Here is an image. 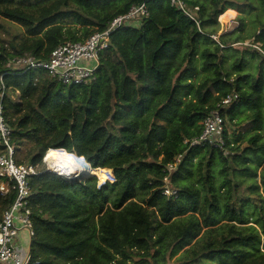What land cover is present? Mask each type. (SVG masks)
<instances>
[{
    "label": "trees",
    "instance_id": "trees-1",
    "mask_svg": "<svg viewBox=\"0 0 264 264\" xmlns=\"http://www.w3.org/2000/svg\"><path fill=\"white\" fill-rule=\"evenodd\" d=\"M184 1L198 6V24L171 0H0V16L24 29L0 38V100L16 151L25 150L17 163L52 151L58 163L114 176L98 187L95 175L44 168L29 178L30 264H264V23L249 45L235 31L215 40L218 16L241 5ZM142 3L147 16L111 32L85 83L8 65L17 55L46 59ZM241 46L259 57L256 75L244 56L224 70L223 51ZM231 92L223 146L191 144ZM166 176L175 196L163 194ZM12 199L0 192V221Z\"/></svg>",
    "mask_w": 264,
    "mask_h": 264
},
{
    "label": "built area",
    "instance_id": "built-area-1",
    "mask_svg": "<svg viewBox=\"0 0 264 264\" xmlns=\"http://www.w3.org/2000/svg\"><path fill=\"white\" fill-rule=\"evenodd\" d=\"M171 4L181 10L198 24V6L189 7L184 0H171ZM147 16L145 4L132 6L123 15L115 17L103 31L91 34L83 41L64 42L55 47L46 59L30 54L17 55L9 59L8 65L18 69H42L46 74L64 85L85 83L93 76L98 63V54L108 47L110 34L122 24ZM0 98L5 87L0 76ZM237 94L231 92L216 104L203 120L201 135L191 144H210L223 146L225 119L220 109L236 100ZM16 146L12 141L11 128L4 117V107L0 100V192L2 195L13 194L12 203L3 211L0 221V264H30V241L33 235L28 199L31 189L28 180L41 172L39 164L30 161L17 163ZM169 170L174 165L169 164ZM45 171L50 169L44 168ZM53 171V170H52ZM58 173V172H57ZM163 194L175 196L176 191L169 186L168 176L164 177Z\"/></svg>",
    "mask_w": 264,
    "mask_h": 264
},
{
    "label": "rangeland",
    "instance_id": "rangeland-1",
    "mask_svg": "<svg viewBox=\"0 0 264 264\" xmlns=\"http://www.w3.org/2000/svg\"><path fill=\"white\" fill-rule=\"evenodd\" d=\"M236 4H240L243 12H239V10L235 9H227L224 13H222L220 16H218V31L215 35H212V37L215 40H218L219 37L224 34L228 33L231 31H235L237 35L241 39H245L244 41L241 42L243 45H249L250 42H252L254 34L256 33L257 29L260 27L261 23H264V11L262 12L261 5L259 4L258 0H234ZM253 3L257 5V9L254 10L253 12L248 11V7L244 4H249ZM239 17L243 18V25L242 28L238 30V25L240 24V21L238 20ZM24 32V29L17 23L9 21L8 19H5L0 16V38L3 40H12V38L16 35H21ZM0 39V44L2 43ZM244 47H239L238 51H233L232 49H226L223 51V53L226 56V63L224 66V70H230L231 62L235 58H240L242 56L245 57L247 63H248V68L244 71H249L252 72L253 74L256 75L257 73V65L259 62V57L257 55H254L252 51L248 52H243ZM15 96V95H13ZM239 118L242 119V123L239 125L240 130H244L247 128L250 123L248 121H244V114L241 113L239 115ZM227 136L230 140L233 139V127H228L227 130ZM245 144V141L242 142V145ZM24 149H21L20 151L17 152L16 158H23L24 156ZM51 152V151H50ZM46 156V155H45ZM45 158L40 162L39 161V167L42 168H47V164L45 163ZM85 161V160H84ZM64 163V162H63ZM88 166H90L88 164ZM95 173V172H94ZM84 176V177H83ZM95 176L97 178V187L102 185L104 182L109 181L112 182L114 181V176L112 173V170H106L105 172L102 173V171L96 170ZM85 174L82 175V178H77L79 180H82L85 178ZM174 259L171 258V260L168 261V264H173Z\"/></svg>",
    "mask_w": 264,
    "mask_h": 264
},
{
    "label": "bare ground",
    "instance_id": "bare-ground-1",
    "mask_svg": "<svg viewBox=\"0 0 264 264\" xmlns=\"http://www.w3.org/2000/svg\"><path fill=\"white\" fill-rule=\"evenodd\" d=\"M44 158H45L44 161L48 165V168L50 170L58 172L59 174L67 175L70 178H81L83 174L87 176L96 173V172L94 173L93 171L89 172L85 168H82L80 165L76 163L75 159H73L70 162L58 163L56 161L57 159L56 155L52 151L51 152L47 151L46 156Z\"/></svg>",
    "mask_w": 264,
    "mask_h": 264
},
{
    "label": "water",
    "instance_id": "water-1",
    "mask_svg": "<svg viewBox=\"0 0 264 264\" xmlns=\"http://www.w3.org/2000/svg\"><path fill=\"white\" fill-rule=\"evenodd\" d=\"M49 171L54 172V173H57V172L52 171V170H49ZM93 175H95V174H90V175H87V176H93ZM81 178H82V177H81ZM73 179H76V178H73Z\"/></svg>",
    "mask_w": 264,
    "mask_h": 264
},
{
    "label": "clouds",
    "instance_id": "clouds-1",
    "mask_svg": "<svg viewBox=\"0 0 264 264\" xmlns=\"http://www.w3.org/2000/svg\"><path fill=\"white\" fill-rule=\"evenodd\" d=\"M57 174H59V173H57ZM60 175H63V174H60ZM66 176V175H65Z\"/></svg>",
    "mask_w": 264,
    "mask_h": 264
},
{
    "label": "crops",
    "instance_id": "crops-1",
    "mask_svg": "<svg viewBox=\"0 0 264 264\" xmlns=\"http://www.w3.org/2000/svg\"><path fill=\"white\" fill-rule=\"evenodd\" d=\"M231 9V8H230Z\"/></svg>",
    "mask_w": 264,
    "mask_h": 264
}]
</instances>
